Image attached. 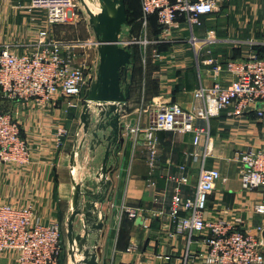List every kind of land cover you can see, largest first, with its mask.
<instances>
[{"label": "crops", "instance_id": "obj_1", "mask_svg": "<svg viewBox=\"0 0 264 264\" xmlns=\"http://www.w3.org/2000/svg\"><path fill=\"white\" fill-rule=\"evenodd\" d=\"M27 5L28 0H0V47L9 45L15 54L33 52L38 34L45 28L56 40L84 43L82 49L74 52L78 61L88 63L90 43L96 40L87 21L85 25L66 23L82 29L83 39H74L69 33L72 27L48 25L41 11H29ZM201 23L194 30L199 39L197 53L188 41L189 30L184 24L175 28L169 39L157 43L160 31L150 21L145 50L139 45L126 47L128 51L133 47L136 52L127 75L129 98L121 117L124 123L138 121L141 127H146L159 106L177 105L186 111L201 109L202 102L195 98L199 87H209L217 81L227 85L231 81L226 72L214 74L212 67L205 64L208 58L224 65L232 58L264 55V0H217L215 12L202 17ZM140 30L137 32L143 34L142 23ZM65 31L68 35L64 37ZM130 33L131 27L124 26L120 39H129ZM141 37L140 34L137 38ZM204 40L207 42L202 45ZM62 55L66 58L68 53L64 51ZM77 102L75 99V107L68 108L66 101L59 99L41 109L33 104L0 101V110L20 122L22 135L31 149L27 166H0V205H32L40 223L57 220L62 231L59 264H72L65 222L74 185L94 191L105 153L104 147H92L91 136L83 133L80 114L85 101L81 99V108ZM228 112L222 111L208 124L195 121V127L209 132L205 166L220 173L213 191L204 197V217L207 221L230 224L238 220L240 229L252 233L257 227L264 229V214L254 211L255 205L264 204V189L252 192L242 189L241 167L233 157L249 147L264 149V119L253 114L231 117ZM59 127L66 130L67 136L61 147L56 148L53 140ZM138 138L135 144L129 137L109 159L114 173L106 179L111 180V187L107 200L102 205L96 204L101 215H109L103 229L102 254L106 255L107 264H183L184 239L169 238L173 228L151 218V213L166 208L165 195L175 185L174 177H184L183 193L185 197L193 196L201 165L200 157H192L194 135L158 132L157 160L153 167L147 161L142 135ZM74 150L75 165L71 166ZM130 209L143 212L147 218L145 225L139 219L128 218L125 210ZM80 225L81 216L74 224L76 233ZM15 259L14 252L0 254V264H15Z\"/></svg>", "mask_w": 264, "mask_h": 264}, {"label": "built area", "instance_id": "obj_2", "mask_svg": "<svg viewBox=\"0 0 264 264\" xmlns=\"http://www.w3.org/2000/svg\"><path fill=\"white\" fill-rule=\"evenodd\" d=\"M140 6L143 37L120 39L121 47L139 45L145 50L149 43L146 39L148 19L154 15L161 35L157 43L169 39L172 31L184 24L189 30L188 41L197 53L199 39L194 36V30L201 25L202 17L215 12L217 0H140ZM27 9L41 11L48 25L66 23L79 15L74 10L75 0H28ZM206 42L204 40L202 45ZM90 44L96 47L95 42ZM84 45L56 40L44 28L38 34L33 52L15 54L9 45L1 46L0 101L33 104L45 109L62 99L68 108L75 107L73 101L82 94L85 96L96 80L97 66L78 61L79 56L74 52ZM64 51L68 53L66 58L62 55ZM205 64L211 66L216 75L228 73L231 81L227 85L217 81L209 87H199L195 98L202 102L201 109L186 111L177 105L159 106L146 127H141L138 121L135 124L123 122L125 130L135 144L142 135L150 167L157 160L158 132L194 135L192 157H200L201 165L193 196L185 197L183 193L186 179L174 177L175 185L165 195L166 208L151 213V218L173 228V232L168 233L169 238L184 239L183 264H264L263 228L257 227L251 233L240 229L238 220L230 224L205 219L204 197L213 191L220 173L205 166L208 129L195 127V121L208 124L225 110L231 117L253 114L257 119H264V55L252 54L228 60L224 65L208 58ZM66 136L64 128L56 129L53 140L56 148L61 147ZM233 159L241 167L240 182L244 191L264 189V149L249 147L237 152ZM30 161L31 149L22 135L20 122L12 114L0 112V166L25 167ZM254 211L264 214V204L255 205ZM125 212L130 220L139 219L145 225L147 218L141 210ZM12 252L16 253L15 264H59L62 252L59 222L40 223L32 205L1 204L0 254Z\"/></svg>", "mask_w": 264, "mask_h": 264}, {"label": "water", "instance_id": "obj_3", "mask_svg": "<svg viewBox=\"0 0 264 264\" xmlns=\"http://www.w3.org/2000/svg\"><path fill=\"white\" fill-rule=\"evenodd\" d=\"M88 16L98 54L96 80L85 94L80 122L85 135L91 136L92 147H104V159L96 175L94 191L74 185L69 212L66 217V236L72 264H107L102 254V239L109 215H101L96 204L107 200L114 173L108 165L110 157L129 141L122 113L129 98L127 75L133 64L131 54L120 46L122 28L127 24L124 0H79ZM71 154V166L75 165ZM97 190V191H95ZM81 216L80 231L74 230ZM264 239V231L262 233Z\"/></svg>", "mask_w": 264, "mask_h": 264}, {"label": "rangeland", "instance_id": "obj_4", "mask_svg": "<svg viewBox=\"0 0 264 264\" xmlns=\"http://www.w3.org/2000/svg\"><path fill=\"white\" fill-rule=\"evenodd\" d=\"M86 1V0H85ZM88 3L91 4V2L88 0ZM126 3V7L128 9V15L129 17H134L136 16L139 12L136 11L137 10V6H138V2L137 0H126L125 1ZM75 5H76V9H74L76 12L79 13V15H76V18H74L73 20L71 21H68L66 23H72L74 25H85V22L87 21L88 23V16L87 14L85 13V10L83 8V5L80 3L79 0H75ZM66 23H62L63 25H69V24H66ZM70 25V26H67V27H72L73 30H69V33L71 32V37H74V39H77L79 38L80 40H82L83 38V33H82V29L81 30H78L76 27H74V25ZM141 31V30H140ZM143 35L142 33H139V35ZM68 35L67 32L65 31V35H63L64 37ZM61 36V37H63ZM123 38H125V35H122ZM138 37V33H137V36H133V38H137ZM142 38V37H141ZM140 38V39H141ZM90 52V57L88 58V65L90 66H97L98 64V55H97V52H96V47L95 46H90V50H88ZM233 60V59H231ZM81 99L83 101L84 99V95H82L81 97L77 98V105L79 106V108H81ZM69 113V111H68ZM61 238H62V231H61Z\"/></svg>", "mask_w": 264, "mask_h": 264}, {"label": "trees", "instance_id": "obj_5", "mask_svg": "<svg viewBox=\"0 0 264 264\" xmlns=\"http://www.w3.org/2000/svg\"><path fill=\"white\" fill-rule=\"evenodd\" d=\"M125 1L126 0H124V4H125V12H126V17H127V24L126 25H128V26H130L131 27V33H130V35H129V38H133V36H137V33L140 31V25H141V6H140V0H137V2H138V6H137V10L136 11H138L139 13L136 15V16H134V17H129V15H128V9H127V7H126V3H125ZM150 22H151V24H155L156 23V25H157V27H158V29H159V31H160V28H159V26H158V24H157V19H156V16H154V15H152V16H150L149 17V19H148ZM202 24V23H201ZM136 25H138V26H136ZM136 26V27H135ZM137 29H138V32H137ZM138 35H139V33H138ZM130 51V54H131V57L132 56H134V54H135V52H136V50H135V48H133V47H129L128 48ZM257 56H262V55H257ZM233 59V58H232ZM2 101H5V100H2ZM0 112H4L3 110H0Z\"/></svg>", "mask_w": 264, "mask_h": 264}, {"label": "bare ground", "instance_id": "obj_6", "mask_svg": "<svg viewBox=\"0 0 264 264\" xmlns=\"http://www.w3.org/2000/svg\"><path fill=\"white\" fill-rule=\"evenodd\" d=\"M87 5L91 8L92 6H91V4H89L88 2H87Z\"/></svg>", "mask_w": 264, "mask_h": 264}]
</instances>
